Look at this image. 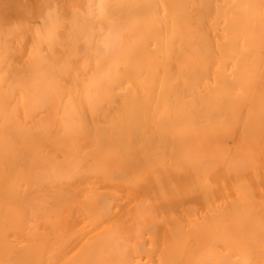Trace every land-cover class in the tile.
<instances>
[{"label":"bare ground","instance_id":"bare-ground-1","mask_svg":"<svg viewBox=\"0 0 264 264\" xmlns=\"http://www.w3.org/2000/svg\"><path fill=\"white\" fill-rule=\"evenodd\" d=\"M106 15L119 42L81 23ZM22 53L0 46V264H264V0H87Z\"/></svg>","mask_w":264,"mask_h":264},{"label":"clouds","instance_id":"clouds-1","mask_svg":"<svg viewBox=\"0 0 264 264\" xmlns=\"http://www.w3.org/2000/svg\"><path fill=\"white\" fill-rule=\"evenodd\" d=\"M21 2L25 5L22 9L24 19L7 22L3 16H0V46L7 44L12 53L22 56L26 54L22 53V49L25 45H31L35 30L43 19L55 12L57 15L63 13L65 19L71 20L75 15V9H83L87 0H35L38 6L35 10V16L32 0H21ZM81 23H83L85 31L89 28L97 32L103 30L105 34L116 37L118 42L122 36L120 25L107 15L103 18L94 16L91 22L84 23L82 21ZM81 47L83 49L84 46ZM152 203L151 200L144 199V203L138 206L136 216L139 222L144 221Z\"/></svg>","mask_w":264,"mask_h":264}]
</instances>
